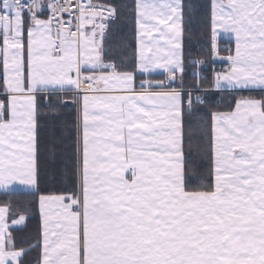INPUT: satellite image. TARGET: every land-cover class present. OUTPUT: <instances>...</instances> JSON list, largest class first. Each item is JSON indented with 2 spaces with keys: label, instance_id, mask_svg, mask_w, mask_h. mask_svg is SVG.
<instances>
[{
  "label": "snow or ice",
  "instance_id": "snow-or-ice-1",
  "mask_svg": "<svg viewBox=\"0 0 264 264\" xmlns=\"http://www.w3.org/2000/svg\"><path fill=\"white\" fill-rule=\"evenodd\" d=\"M0 192V264H264V0H0Z\"/></svg>",
  "mask_w": 264,
  "mask_h": 264
},
{
  "label": "trees",
  "instance_id": "trees-1",
  "mask_svg": "<svg viewBox=\"0 0 264 264\" xmlns=\"http://www.w3.org/2000/svg\"><path fill=\"white\" fill-rule=\"evenodd\" d=\"M116 3L122 2V0H114ZM201 2H206V0H201ZM124 35H128V29H123ZM199 38V26L196 29V34L192 37V44L190 45L192 49V55L195 58H202L199 56L198 49L200 47V43L204 41L200 38V43H198ZM211 67H208V71L205 75H210ZM231 97L228 94H223V104L219 109L213 108L212 110H225V106L227 105L228 101ZM211 101L216 102L217 104L221 103V96L218 94L216 96L211 97ZM74 111L67 110L63 113L64 118L70 123L74 119ZM31 197L28 196L26 193L20 192L17 194L8 195L3 192H0V204H3L6 200L11 201L19 210L20 213L27 211L29 215V219L26 220L25 225L13 231V235L15 236L16 242L21 247H27L30 243H35V239L37 237V230H38V215H36L35 210L29 208V202L31 201ZM36 256L35 251L31 253L30 259L34 261Z\"/></svg>",
  "mask_w": 264,
  "mask_h": 264
},
{
  "label": "crops",
  "instance_id": "crops-1",
  "mask_svg": "<svg viewBox=\"0 0 264 264\" xmlns=\"http://www.w3.org/2000/svg\"><path fill=\"white\" fill-rule=\"evenodd\" d=\"M24 225H25V224H23V225H19V226H16V229H20V228H22Z\"/></svg>",
  "mask_w": 264,
  "mask_h": 264
},
{
  "label": "built area",
  "instance_id": "built-area-1",
  "mask_svg": "<svg viewBox=\"0 0 264 264\" xmlns=\"http://www.w3.org/2000/svg\"><path fill=\"white\" fill-rule=\"evenodd\" d=\"M217 67H220V65H219V64H217Z\"/></svg>",
  "mask_w": 264,
  "mask_h": 264
}]
</instances>
